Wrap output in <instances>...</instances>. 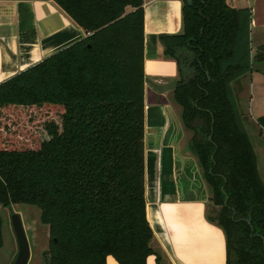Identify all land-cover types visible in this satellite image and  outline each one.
I'll return each mask as SVG.
<instances>
[{
  "label": "trees",
  "instance_id": "1",
  "mask_svg": "<svg viewBox=\"0 0 264 264\" xmlns=\"http://www.w3.org/2000/svg\"><path fill=\"white\" fill-rule=\"evenodd\" d=\"M53 1L87 35L0 83V206L39 208L43 264H164L145 215L143 0ZM181 2L182 31L160 41L208 219L224 231L225 264H264V182L232 89L264 44L251 54L250 8Z\"/></svg>",
  "mask_w": 264,
  "mask_h": 264
},
{
  "label": "crops",
  "instance_id": "2",
  "mask_svg": "<svg viewBox=\"0 0 264 264\" xmlns=\"http://www.w3.org/2000/svg\"><path fill=\"white\" fill-rule=\"evenodd\" d=\"M226 2L234 8H250L253 54L264 44V0ZM143 10L144 197L153 244L162 251L164 264H225V234L208 219L210 191L190 149L191 133L182 124L173 88L158 91L146 82L167 84L179 79L176 62L164 55L160 35L182 31V2L143 0ZM86 35L53 0H0V83ZM243 78L235 82L234 95L247 116L243 123L264 182V128L258 123L264 116V71L252 69ZM19 215L26 232V213ZM45 226L44 236L49 238ZM105 263L119 264L111 255ZM146 264H156L153 254Z\"/></svg>",
  "mask_w": 264,
  "mask_h": 264
},
{
  "label": "rangeland",
  "instance_id": "3",
  "mask_svg": "<svg viewBox=\"0 0 264 264\" xmlns=\"http://www.w3.org/2000/svg\"><path fill=\"white\" fill-rule=\"evenodd\" d=\"M248 73L243 74L232 82V89L234 91V84L239 79L245 80L243 77ZM243 110V109H240ZM241 113V111H240ZM242 119L245 122L247 116L241 113ZM216 209L212 200H209L208 203V213L211 216H214L215 213L213 210ZM16 211L18 213H26L25 216L28 218V231L26 235L28 238L29 247H30V256L27 264H43L41 260V250H46L48 247V237L44 236L45 225L38 222L39 208L33 205L28 204H16L11 207H2L0 206V228L2 233V245L0 246V264H13L15 256L17 254V245L15 242V236L10 223V214ZM26 218V220H27ZM35 218V224L31 223V220Z\"/></svg>",
  "mask_w": 264,
  "mask_h": 264
},
{
  "label": "water",
  "instance_id": "4",
  "mask_svg": "<svg viewBox=\"0 0 264 264\" xmlns=\"http://www.w3.org/2000/svg\"><path fill=\"white\" fill-rule=\"evenodd\" d=\"M187 1L189 4H191V0ZM252 69L255 71H264V61L253 62ZM146 82L158 91H166L174 88L176 85L175 82H170L167 84H157L153 81H150L149 79H147ZM10 223L17 244V254L15 256L13 264H27L30 256V247L21 217L18 212L13 211L10 214Z\"/></svg>",
  "mask_w": 264,
  "mask_h": 264
}]
</instances>
